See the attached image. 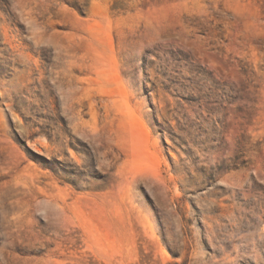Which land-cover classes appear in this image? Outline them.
<instances>
[{
  "label": "rangeland",
  "instance_id": "1",
  "mask_svg": "<svg viewBox=\"0 0 264 264\" xmlns=\"http://www.w3.org/2000/svg\"><path fill=\"white\" fill-rule=\"evenodd\" d=\"M0 264H264V0H0Z\"/></svg>",
  "mask_w": 264,
  "mask_h": 264
}]
</instances>
